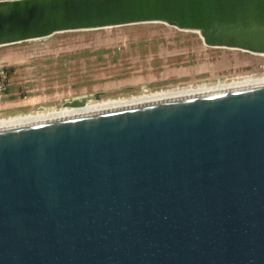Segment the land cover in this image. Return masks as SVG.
I'll list each match as a JSON object with an SVG mask.
<instances>
[{
    "label": "water",
    "instance_id": "95a60500",
    "mask_svg": "<svg viewBox=\"0 0 264 264\" xmlns=\"http://www.w3.org/2000/svg\"><path fill=\"white\" fill-rule=\"evenodd\" d=\"M143 23L264 55V0H0V47ZM91 102L0 111V264H264V73Z\"/></svg>",
    "mask_w": 264,
    "mask_h": 264
},
{
    "label": "rangeland",
    "instance_id": "374dc122",
    "mask_svg": "<svg viewBox=\"0 0 264 264\" xmlns=\"http://www.w3.org/2000/svg\"><path fill=\"white\" fill-rule=\"evenodd\" d=\"M261 73L263 55L208 47L162 23L61 32L0 47V111Z\"/></svg>",
    "mask_w": 264,
    "mask_h": 264
},
{
    "label": "flooded vegetation",
    "instance_id": "af4514ba",
    "mask_svg": "<svg viewBox=\"0 0 264 264\" xmlns=\"http://www.w3.org/2000/svg\"><path fill=\"white\" fill-rule=\"evenodd\" d=\"M82 96H84L85 97V100H86V104L87 103H93V102H91V100H95V101H99L100 99H101V97L103 96V93L102 92H97V93H94V94H92V97H89L88 95H82ZM82 96H80V97H82ZM95 96H98V99L95 97ZM73 98H75V97H73ZM72 99V98H71ZM70 99V100H71ZM64 101H66V100H64ZM63 104V103H62ZM85 104V105H86ZM43 109V108H42Z\"/></svg>",
    "mask_w": 264,
    "mask_h": 264
},
{
    "label": "bare ground",
    "instance_id": "6f19581e",
    "mask_svg": "<svg viewBox=\"0 0 264 264\" xmlns=\"http://www.w3.org/2000/svg\"><path fill=\"white\" fill-rule=\"evenodd\" d=\"M264 56V55H263ZM187 66V65H186Z\"/></svg>",
    "mask_w": 264,
    "mask_h": 264
}]
</instances>
